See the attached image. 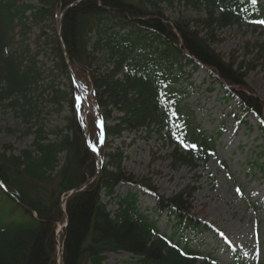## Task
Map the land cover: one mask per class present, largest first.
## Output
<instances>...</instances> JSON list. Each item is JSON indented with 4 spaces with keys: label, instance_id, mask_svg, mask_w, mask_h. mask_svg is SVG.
<instances>
[{
    "label": "trees",
    "instance_id": "1",
    "mask_svg": "<svg viewBox=\"0 0 264 264\" xmlns=\"http://www.w3.org/2000/svg\"><path fill=\"white\" fill-rule=\"evenodd\" d=\"M177 5L197 16L170 19L166 10ZM260 20L262 0H0V112L19 108V138L32 136L19 151L0 143V264H103L119 252L132 254V264H213L194 241L214 231L191 212L196 188L166 198L128 171L127 151L157 139L191 169L215 153L223 128L207 135L183 104L190 67L221 85L240 121L255 114L264 136V103L247 82L251 70H264ZM234 27L259 33L242 60L214 47ZM79 86L92 89L99 119L84 120ZM66 111L63 124L46 128L43 114ZM124 184L150 193L154 213L139 209L138 191L120 193ZM164 211L175 220L169 234L153 216ZM230 264L246 263L235 251Z\"/></svg>",
    "mask_w": 264,
    "mask_h": 264
},
{
    "label": "rangeland",
    "instance_id": "2",
    "mask_svg": "<svg viewBox=\"0 0 264 264\" xmlns=\"http://www.w3.org/2000/svg\"><path fill=\"white\" fill-rule=\"evenodd\" d=\"M166 14L170 19L179 15L195 17L197 11L177 5L169 7ZM258 34L252 28H226L219 34L214 47L227 60L233 53L242 60L245 44L254 42ZM212 80L209 73L199 69L190 78L195 90L194 86L184 84L190 94L184 104L194 112L195 121L202 130L212 134L224 126L216 154L207 164L191 170L173 162L169 153L171 148L161 141L138 139L128 149L125 166L138 178L148 177L150 184L166 198L196 188L191 198V212L216 230L215 233H203L197 241L203 242L201 250L205 256L211 255L215 264H229L233 250H238L248 264H259L264 262V136L254 115L247 117L248 123L239 121L234 103L225 99L219 83L213 85ZM247 82L264 103V70L261 67L251 70ZM81 97V110L95 112L90 92H83ZM67 115L68 111L62 115L51 112L43 114L42 118L50 130L59 123L63 124ZM24 126L19 108L3 109L0 128L19 131L17 134L0 132V143L13 144L16 151L29 146L32 136L19 138L21 130L26 128ZM128 189L132 188L121 186L120 192L125 193ZM154 206L155 201L150 195L140 198L141 211L152 213ZM15 216L20 219V212ZM158 222L161 231L170 233L171 221L166 212ZM135 260L127 252L109 253L103 264H132Z\"/></svg>",
    "mask_w": 264,
    "mask_h": 264
},
{
    "label": "snow or ice",
    "instance_id": "3",
    "mask_svg": "<svg viewBox=\"0 0 264 264\" xmlns=\"http://www.w3.org/2000/svg\"><path fill=\"white\" fill-rule=\"evenodd\" d=\"M252 2L255 4L257 2V0H252ZM257 22L264 24V20H260ZM82 99H83V97H77V102L79 103L80 101H82ZM98 124H99V127L101 128V133H100L101 140H100V142L103 143V139H102V137H103V121H99ZM182 143H183V141H182ZM184 146L190 147L192 149H195L197 147L195 144H187V143H185ZM93 150L94 151L97 150L95 145H93ZM236 191H237V193H240L239 188H237Z\"/></svg>",
    "mask_w": 264,
    "mask_h": 264
}]
</instances>
